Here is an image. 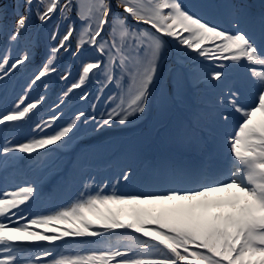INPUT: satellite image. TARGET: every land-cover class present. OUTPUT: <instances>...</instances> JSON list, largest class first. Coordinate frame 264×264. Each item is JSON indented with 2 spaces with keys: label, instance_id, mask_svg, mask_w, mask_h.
Masks as SVG:
<instances>
[{
  "label": "snow or ice",
  "instance_id": "6c2138e0",
  "mask_svg": "<svg viewBox=\"0 0 264 264\" xmlns=\"http://www.w3.org/2000/svg\"><path fill=\"white\" fill-rule=\"evenodd\" d=\"M0 173V264H264V0H0Z\"/></svg>",
  "mask_w": 264,
  "mask_h": 264
}]
</instances>
